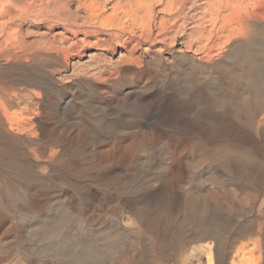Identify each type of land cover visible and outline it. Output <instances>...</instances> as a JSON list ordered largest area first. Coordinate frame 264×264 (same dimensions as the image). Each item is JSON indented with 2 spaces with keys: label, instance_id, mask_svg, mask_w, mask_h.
<instances>
[{
  "label": "bare ground",
  "instance_id": "obj_1",
  "mask_svg": "<svg viewBox=\"0 0 264 264\" xmlns=\"http://www.w3.org/2000/svg\"><path fill=\"white\" fill-rule=\"evenodd\" d=\"M103 120L123 135L109 158L149 129L184 144L183 175L175 156L161 178L157 139L133 181L94 174L110 200L28 212L27 161L44 175L66 154L57 125L92 136ZM0 264H264V0H0Z\"/></svg>",
  "mask_w": 264,
  "mask_h": 264
},
{
  "label": "rangeland",
  "instance_id": "obj_2",
  "mask_svg": "<svg viewBox=\"0 0 264 264\" xmlns=\"http://www.w3.org/2000/svg\"><path fill=\"white\" fill-rule=\"evenodd\" d=\"M96 99H99L104 106L110 101L114 103H120L121 101V98H66V101H70L66 108H74L84 103V101ZM172 99L168 98V100ZM47 100L42 103L40 107V114L42 115H39L37 118L42 131H44L45 126H48L50 129L54 127L55 118L49 102L58 101L59 98H55L54 96ZM130 101L136 107L142 109V105L138 102L139 98H131ZM179 111L183 112L184 108L179 109ZM44 118L46 119L44 120ZM102 122L104 123H101L100 126L94 124V133L92 136L75 128V126L57 125L58 129L56 127L55 132L58 134V138H61L59 143L66 148V154L62 160L52 165H48L47 163L45 165V163L40 162L39 164L46 172L44 175H36L32 169H30L32 171H29V168L32 167L27 161V173L32 178L31 184H33L28 186L29 188L27 187L28 212H37L42 216L51 218L60 217L65 212L67 205L70 207L69 211H73L79 209L81 205L85 206L92 203L96 197L98 199L110 200L115 194V191L110 190L108 179L99 180L95 178L94 174L103 173L109 166H117L122 169V175L133 181L135 179V176H133L135 172L131 170L130 164L132 160L138 158L137 148L141 147L146 149L147 146L149 147L154 144L157 139H163L168 147V160L161 178L163 179L165 177L166 168L175 156L179 159L180 171L178 175H183L185 147L183 143L180 144V148H177L178 144H172L163 133H158L154 137L150 134L149 129L145 130L148 134H142L137 128H133L127 132V135H124L128 138L127 145L131 148L128 156L117 152L113 158H109L107 151L110 146L115 144L123 135L116 134L109 139H105L104 134L106 133L107 125L104 120ZM51 146L49 147L54 148V146ZM179 150L180 152L178 154L177 151ZM153 157H155V153ZM70 162L75 163L72 165ZM146 172L147 168H143L140 178H143ZM9 223H11V220Z\"/></svg>",
  "mask_w": 264,
  "mask_h": 264
}]
</instances>
